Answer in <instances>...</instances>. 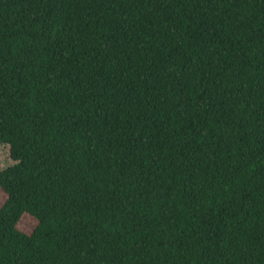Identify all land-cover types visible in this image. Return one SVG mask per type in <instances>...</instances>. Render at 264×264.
I'll return each mask as SVG.
<instances>
[{
    "label": "trees",
    "instance_id": "trees-1",
    "mask_svg": "<svg viewBox=\"0 0 264 264\" xmlns=\"http://www.w3.org/2000/svg\"><path fill=\"white\" fill-rule=\"evenodd\" d=\"M5 150L0 264H264V0H0Z\"/></svg>",
    "mask_w": 264,
    "mask_h": 264
},
{
    "label": "rangeland",
    "instance_id": "rangeland-1",
    "mask_svg": "<svg viewBox=\"0 0 264 264\" xmlns=\"http://www.w3.org/2000/svg\"><path fill=\"white\" fill-rule=\"evenodd\" d=\"M7 154H8L7 150H5V151H3V153L0 157V167L2 166L1 169L11 165L10 160L8 162H4L5 160L8 159ZM6 200H7L6 194L3 191L1 192V190H0V208L5 203ZM34 225H35V221L33 219L26 218V219L21 221V228L23 230H26V232L29 230L31 231V229L34 227Z\"/></svg>",
    "mask_w": 264,
    "mask_h": 264
}]
</instances>
